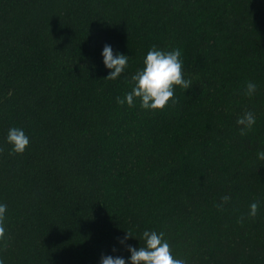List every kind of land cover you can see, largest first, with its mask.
<instances>
[{
	"label": "trees",
	"instance_id": "obj_1",
	"mask_svg": "<svg viewBox=\"0 0 264 264\" xmlns=\"http://www.w3.org/2000/svg\"><path fill=\"white\" fill-rule=\"evenodd\" d=\"M105 45L129 58L116 80ZM153 46L180 50L190 89L118 105ZM0 148L3 264H127L146 230L186 264H264V0H0Z\"/></svg>",
	"mask_w": 264,
	"mask_h": 264
},
{
	"label": "clouds",
	"instance_id": "obj_2",
	"mask_svg": "<svg viewBox=\"0 0 264 264\" xmlns=\"http://www.w3.org/2000/svg\"><path fill=\"white\" fill-rule=\"evenodd\" d=\"M103 64L110 74L107 80H116L128 67L129 58L122 54H114L111 46L105 45L103 52ZM179 49L172 51L158 50L153 46L143 61V68L136 71L131 77L133 87L124 98L117 97L118 105H127L129 108L135 107L137 100L140 108L152 112L163 111L169 105L175 106L178 103L175 98V89L180 88L184 91L189 90L192 81L184 78L183 62L180 59ZM257 90L253 82H248L245 89V95L252 97ZM237 125L241 126L240 135L245 136L250 132L256 123V117L253 112L246 111L240 116ZM29 137L22 129L10 128L7 134V143L11 146L10 154L23 155L29 145ZM4 151L0 148V153ZM258 158L264 160V152L258 153ZM229 196L222 197V203L217 205L218 209L228 203ZM259 209V203L253 202L249 208V217L255 218ZM7 205L0 203V244L7 248V237L5 234L4 221L6 217ZM243 217L238 222H243ZM132 238L130 232H126L124 243ZM141 239L143 245L138 248L127 247L130 253V259L127 264H186L184 259H177L173 256L171 246L164 239V233L155 231H144ZM115 251V249H114ZM3 264V260H0ZM100 264H126L123 257L102 256Z\"/></svg>",
	"mask_w": 264,
	"mask_h": 264
}]
</instances>
